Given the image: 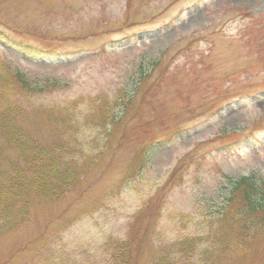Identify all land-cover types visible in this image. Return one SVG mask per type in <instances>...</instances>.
<instances>
[{"label":"rangeland","instance_id":"obj_1","mask_svg":"<svg viewBox=\"0 0 264 264\" xmlns=\"http://www.w3.org/2000/svg\"><path fill=\"white\" fill-rule=\"evenodd\" d=\"M0 62L66 84L25 103L32 112L138 92L122 144L101 155L87 145L86 183L0 235V264H113L109 249L132 230L148 231L135 264H205L206 213L239 176L264 175V0H0ZM150 142L153 156L132 174L138 146ZM62 213L75 217L67 228ZM196 235L184 254L177 244ZM218 255L222 264L242 257L224 246Z\"/></svg>","mask_w":264,"mask_h":264},{"label":"trees","instance_id":"obj_2","mask_svg":"<svg viewBox=\"0 0 264 264\" xmlns=\"http://www.w3.org/2000/svg\"><path fill=\"white\" fill-rule=\"evenodd\" d=\"M65 86L57 79L33 77L14 65L0 62V235L29 224L37 203L61 201L86 183L91 155L87 145L91 143L101 155L114 150L116 144L111 143L115 139L118 145L122 144L123 118L133 107L137 90L130 93L120 90L121 96L114 98L96 96L85 110H79L77 104L71 102L63 107L42 104L37 111H28L25 103L31 104L32 99ZM119 106L123 110L117 114L115 109ZM38 119L52 127L51 133L46 135L36 128ZM89 128L97 129V133L85 134ZM157 146L155 142L138 146L130 170L132 174L134 169L143 170ZM221 198L202 222L205 230L202 245L210 246L202 251L205 256L202 263L222 264L221 255L216 258L211 255L212 250L224 246L238 249L242 256L240 264H264V175L254 171L239 176ZM59 217L62 228L69 227L75 220L74 216L63 213ZM131 233L129 238L109 249L113 264H135L136 257L144 258L148 231L132 230ZM46 235L40 239L46 241ZM200 238L192 236L177 245L184 254L194 252ZM138 239L141 240L137 243L139 248L134 247ZM135 248L138 250L134 251ZM260 249L261 253H257ZM25 250L26 247L19 249ZM249 253L253 258L246 255ZM48 259L39 257L29 262L19 257L18 261L52 264L54 260ZM156 264L173 263L164 257Z\"/></svg>","mask_w":264,"mask_h":264}]
</instances>
